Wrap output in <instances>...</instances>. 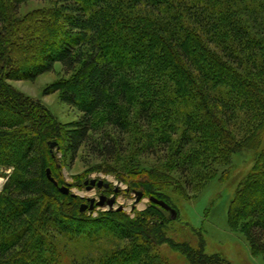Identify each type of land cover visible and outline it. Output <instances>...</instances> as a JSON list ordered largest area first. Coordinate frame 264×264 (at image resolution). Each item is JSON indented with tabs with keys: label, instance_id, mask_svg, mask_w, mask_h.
<instances>
[{
	"label": "trees",
	"instance_id": "obj_1",
	"mask_svg": "<svg viewBox=\"0 0 264 264\" xmlns=\"http://www.w3.org/2000/svg\"><path fill=\"white\" fill-rule=\"evenodd\" d=\"M28 1L0 0V21ZM52 1L62 5V18L49 27L33 54L15 60V49L7 45L8 31L0 24V168L12 170L0 193V264H169L155 250L162 244L190 264H224L207 256L204 240L197 251L168 240L166 210L157 204L133 218L117 210L98 217L82 213L85 200L63 194L61 185L49 180L44 161L56 163V149L79 152L99 112H105L118 131L126 129L113 99V92L121 89L119 95L127 101L132 84L122 78L137 81L136 89L149 93L139 113L145 124L152 125L160 117L157 112L182 120L181 152L195 143L212 146L219 154L251 147L252 140L260 142L259 124L250 126L241 143L228 126L236 110L258 101L264 104V0ZM140 7L158 15L140 16L135 11ZM85 48H89L86 53ZM57 63L73 74L57 91L82 113L62 132L53 126L42 103L21 98L8 84L35 80L54 71ZM27 121L31 123L27 131L20 130ZM259 158L240 193L255 196L254 200L238 199L240 208H247L244 211L251 216L248 241L264 254V154ZM136 177L128 190L144 196L151 192L149 199L169 205L153 192L165 183L163 175ZM108 228L119 231V239L132 245L105 251L98 259L62 252L73 237L88 234L90 238L104 230L91 241L101 240Z\"/></svg>",
	"mask_w": 264,
	"mask_h": 264
},
{
	"label": "rangeland",
	"instance_id": "obj_2",
	"mask_svg": "<svg viewBox=\"0 0 264 264\" xmlns=\"http://www.w3.org/2000/svg\"><path fill=\"white\" fill-rule=\"evenodd\" d=\"M61 8L62 5L52 0H30L18 11L10 10L5 22L0 21L2 29L8 31L6 38L11 43L7 45L15 49L12 53L15 60L19 57L21 59L25 53H35L49 27L62 18ZM135 11L140 16L152 14L142 7ZM156 15L158 14H152ZM85 50L86 53L89 48ZM30 57L33 58V55ZM28 61L31 62L30 59ZM72 77L73 74H67L63 66L57 63L54 71L42 74L35 80L8 81V84L21 98L42 103L50 115L49 119H53V126L62 132L65 128L72 127L82 116L76 107L65 103L62 92L57 91L59 86L65 81H70ZM121 80L127 85L132 84L127 90L126 102L119 95L121 89L113 92V99L121 109L126 129L123 132L118 131L108 122L106 113L99 112L94 118L88 142L79 152L73 154L66 149H56L57 162L45 165L44 161L46 173L50 170L51 176L61 187L69 186V194L85 200L82 205H90L88 199L98 202L103 192L108 193L109 189L119 188L113 210L116 211L115 209L122 206L123 212L132 218L137 212L148 210L152 204L148 196L151 192H147L138 202L136 194L128 190L129 186L137 181L136 176L154 173L163 175L166 178L165 183L157 185L153 192L159 194L155 196L166 200L171 208L178 212L176 218H172L169 211H163L168 222L164 229L168 240L175 244H189L196 251L204 240L207 256H213L224 264H264V254L253 248L248 241L247 228L251 216L244 211L247 208H240L239 202L240 198L246 202L255 198L245 195L244 197L240 193L254 172L260 155L264 154V104L258 101L252 107L236 110V113L231 114V125L228 126L229 130L238 135L237 139L240 141V138L246 136V131L251 125L259 124L260 142L254 143L252 140L249 143L251 147L245 145L240 150L219 154L212 146H199L195 143L181 152L178 143L181 135L185 133L182 120L177 117L170 119L172 115L168 119L163 113L157 112L156 115L159 114L160 117L148 126L139 119V113L143 98L149 97V93L136 89L137 81L123 78ZM254 110H257L256 113ZM254 114L259 116L255 117ZM21 115L24 116L22 113ZM30 124L27 121L20 130H26ZM166 142H169V145ZM106 170L113 172L108 173ZM11 173L12 170L0 168V193ZM92 179L103 180L110 184V188L100 189L95 186L88 189L90 185L86 186L85 182ZM52 195L55 196V193ZM58 200L64 203L62 199ZM107 211H110L107 203L94 211L86 210L88 215L93 217ZM108 229L110 230L101 240L91 241L104 230L96 231L90 238L88 234L75 236L62 252L64 255L69 253L70 256L80 259H98L105 251L122 250L132 245L127 240L119 239V231ZM70 234L67 235L71 236ZM63 242L65 244L67 239ZM155 250L165 257L169 264H190L184 255L172 252L168 244L158 245Z\"/></svg>",
	"mask_w": 264,
	"mask_h": 264
},
{
	"label": "water",
	"instance_id": "obj_3",
	"mask_svg": "<svg viewBox=\"0 0 264 264\" xmlns=\"http://www.w3.org/2000/svg\"><path fill=\"white\" fill-rule=\"evenodd\" d=\"M47 176L49 178V180L51 182H53L55 185H58V183L55 181V179L51 176V171L50 170H47ZM85 185L86 186H89L88 189H91L92 187H95L97 186L98 188L100 189H109L110 188V184L109 183H105L103 180H97V179H92L90 181H86L85 182ZM69 186L67 187H60V191L63 193V194H69L70 193V190L68 189ZM119 192V188H115V193H118ZM73 197H76V195L72 194ZM137 201L140 202L144 195L142 192H137ZM150 201L154 204H157L159 205L160 207H162L163 209H165L166 211H169L171 214H172V217L173 218H176V210H174L173 208H171V206H169L167 203H165L164 201L162 200H158L156 198H150ZM88 202L90 203V205H82L81 208H80V211L83 213L85 212L87 209H89L90 211H93L95 209L96 206L98 207H104L107 203V205L109 206V209L110 210H113L115 205H116V202H117V198L116 196L113 197L112 199H107L105 196H102L101 197V200L99 202H96L95 199H88ZM117 211H124V208L122 206L118 207L117 208Z\"/></svg>",
	"mask_w": 264,
	"mask_h": 264
},
{
	"label": "flooded vegetation",
	"instance_id": "obj_4",
	"mask_svg": "<svg viewBox=\"0 0 264 264\" xmlns=\"http://www.w3.org/2000/svg\"><path fill=\"white\" fill-rule=\"evenodd\" d=\"M111 192H112V193H111ZM107 194H109V195H107ZM110 194H112V195H110ZM103 195H105L108 199H111L112 197L117 196V195L115 194V190H112V189H109L108 193L103 192Z\"/></svg>",
	"mask_w": 264,
	"mask_h": 264
}]
</instances>
